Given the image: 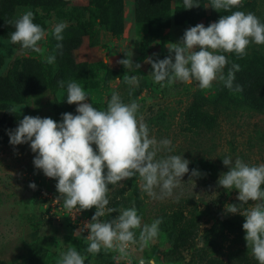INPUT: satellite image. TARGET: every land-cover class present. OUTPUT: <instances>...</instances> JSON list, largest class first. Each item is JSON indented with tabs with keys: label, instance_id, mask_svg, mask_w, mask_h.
Instances as JSON below:
<instances>
[{
	"label": "rangeland",
	"instance_id": "1",
	"mask_svg": "<svg viewBox=\"0 0 264 264\" xmlns=\"http://www.w3.org/2000/svg\"><path fill=\"white\" fill-rule=\"evenodd\" d=\"M167 1V13L161 17L163 25L155 29L147 22L137 23L135 0H120V4L118 0H68L61 7L46 10L21 0H0V14L7 13L14 21L32 11L33 22L45 30L44 39L38 42L40 53L12 44L11 34H0V120L10 118L3 126L9 131L25 115L60 122L62 113L77 114L76 104L66 102V86L71 81L85 90L89 95L86 102L98 110H106L113 92L125 104L135 100L139 104L137 118L147 124L149 137L157 142L171 141L172 151L162 148L157 158L179 155L189 161V172L182 177V190H176L178 201L150 198L141 191L138 174L115 186L109 185L107 208L116 212L101 219L112 220L122 209L135 206L142 225L157 218L163 221L158 237L148 248L130 246L132 264L152 258L155 264H259L244 239L245 217L226 211L229 204L239 203V190L229 192L217 181L229 170L222 162L226 156L233 162L239 158L249 166L264 164V107L207 102L201 110L214 117L213 126L195 125L188 114L196 96L211 97L220 80L213 81L206 90H201L195 81H176L161 87L154 83L147 59H164L170 54L166 45L179 42L186 29L200 23L207 27L222 15L237 10L251 12L264 23V0H242V6L228 12L216 11L210 6L211 0H197L195 3L200 6L192 9L202 10L199 18L181 14L183 0ZM60 22L68 26L62 33L64 39L57 41L52 30ZM57 43L63 45L62 49L56 48ZM131 51L133 63L141 64L136 71L118 63L126 58L125 52ZM50 55L56 57L52 64L46 63ZM226 55L225 76L233 63L240 65L233 83L246 72L264 73V44L250 43L243 57L235 53ZM172 56L174 59V52ZM125 73L137 75L138 86L126 84ZM5 78L13 83L19 101L13 100ZM83 79L88 82L83 83ZM61 80L65 82L64 89L59 87ZM8 131L0 128V264H57L70 247L85 256V264H128L114 251L102 248L99 254L86 252L88 230L74 233L91 220L95 207L76 213L73 218L63 207V201L57 200V180L35 168L36 153L29 143L11 145ZM92 146L96 150V145ZM193 169L200 175L192 176ZM32 182L35 189L29 187ZM261 188L264 190V185ZM255 203L250 201L241 211ZM179 217L180 222H173ZM173 226L184 232L173 236ZM134 231L138 237L139 229Z\"/></svg>",
	"mask_w": 264,
	"mask_h": 264
},
{
	"label": "clouds",
	"instance_id": "2",
	"mask_svg": "<svg viewBox=\"0 0 264 264\" xmlns=\"http://www.w3.org/2000/svg\"><path fill=\"white\" fill-rule=\"evenodd\" d=\"M194 6L200 5L193 0H183V8ZM210 6L218 12H228L242 6V0H211ZM33 19V12L26 11L18 19L8 21L15 28L10 41L20 44L25 50L40 53L42 50L38 42L44 39L45 30ZM67 26L64 22L54 26L52 31L57 41L64 39L62 33ZM250 43L264 44V23L251 12L245 14L237 10L222 15L207 27L200 23L186 29L179 42L166 45L169 56L158 60L149 57L147 62L153 69L151 76L154 83L161 87L176 81L185 84L195 81L201 90H206L219 79L225 87L239 92L242 87L237 85L233 89V81L240 65L233 63L225 76L223 70L228 60L219 53H235L243 57ZM62 47L61 43H57V49ZM132 55V51L125 52L126 58L118 63L136 71L141 64H134ZM55 59V55H50L46 57V63L52 64ZM123 80L130 86L139 84L137 75L125 73ZM58 84L61 89L65 88L63 80ZM66 89V102L76 104L77 114L62 113L60 122L50 117L25 115L15 129L8 131L9 143L13 146L29 143L31 151L36 153L33 159L35 168L42 170L46 177L57 180V200L63 201V207L73 218L76 213L95 207L91 220L74 233L79 235L88 230L87 253L99 254L103 248L117 252L119 258L132 264L130 246L138 245L141 250L148 248L158 237L159 225L163 221L157 218L151 224L142 225L135 206L122 209L112 220L101 219L116 212L114 208H107L109 185L115 186L138 174L140 189L150 198L178 201L176 190H182L181 181L189 172V161L179 155L157 158L162 148L172 151L171 141L164 139L157 142L149 137L147 124L142 118H137L139 104L135 100L125 104L120 95L113 92L106 110H98L92 103L86 102L89 95L76 82H68ZM222 162L229 170L220 175L217 185L229 192L239 190V203L229 204L226 211L245 217L242 227L247 248L259 264H264V190L261 188L264 185V164L249 166L239 158L233 162L230 156L224 157ZM191 175L199 176L200 173L193 169ZM29 187L35 189L36 185L32 182ZM250 201L257 203L241 211V207ZM136 229H139L138 237ZM57 264H85V256L70 247L61 254ZM139 264H155V259H141Z\"/></svg>",
	"mask_w": 264,
	"mask_h": 264
},
{
	"label": "trees",
	"instance_id": "3",
	"mask_svg": "<svg viewBox=\"0 0 264 264\" xmlns=\"http://www.w3.org/2000/svg\"><path fill=\"white\" fill-rule=\"evenodd\" d=\"M23 3L32 4L34 7H39L43 10L48 9L51 7L55 9L57 7H61L65 5L68 0H33L32 2L28 0H21ZM91 1H99L101 3L105 0H91ZM19 0H15V3H18ZM120 4V0H118ZM167 0H135V13H136V20L138 24L147 22L148 26L153 28H158L163 25L162 18L165 15L162 13H167ZM193 2H197V0H193ZM245 2V0H243ZM193 8V7H192ZM185 9L181 8V14L185 16L191 15V17H200L202 16V10L196 11L194 9ZM190 17V18H191ZM9 15L7 13L0 14V34L3 36L10 35L14 30V26L10 25L8 21H10ZM227 57L226 53H222ZM228 60V59H227ZM224 72V71H223ZM245 75L242 74L241 77L237 78L240 79L233 83V89L237 85L242 87V91H234L225 87L224 83L220 81V84H215V93L212 94L211 97L207 96L204 97L201 94L196 96V102L190 107V112L188 114L189 119L195 125H205L207 127H212L214 123V117L204 111L201 110L202 105L207 102H211L214 105H221V106H231V107H242L248 106L250 108L260 109L259 107H264V73L257 72L255 74L250 73ZM4 82L7 83L9 87V91L13 97V100L19 101L20 99L16 97L14 91V85L8 79H4ZM83 83H87L88 80L83 79ZM9 110V109H7ZM10 119L8 116L2 118L0 120V128L1 130H6L4 123L6 120ZM173 222H180V217L175 218ZM173 230L175 233L173 236L178 233L179 231L182 233L184 232L181 228H174ZM180 234V233H178Z\"/></svg>",
	"mask_w": 264,
	"mask_h": 264
}]
</instances>
